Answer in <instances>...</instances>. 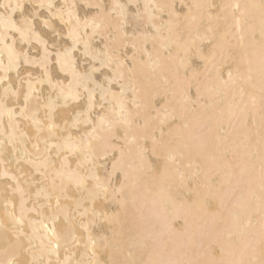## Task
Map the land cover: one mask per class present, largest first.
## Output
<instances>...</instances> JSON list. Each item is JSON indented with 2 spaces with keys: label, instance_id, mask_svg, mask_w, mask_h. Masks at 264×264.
I'll use <instances>...</instances> for the list:
<instances>
[{
  "label": "bare ground",
  "instance_id": "6f19581e",
  "mask_svg": "<svg viewBox=\"0 0 264 264\" xmlns=\"http://www.w3.org/2000/svg\"><path fill=\"white\" fill-rule=\"evenodd\" d=\"M21 2L17 66L0 45V264H261L264 0Z\"/></svg>",
  "mask_w": 264,
  "mask_h": 264
},
{
  "label": "snow or ice",
  "instance_id": "6c2138e0",
  "mask_svg": "<svg viewBox=\"0 0 264 264\" xmlns=\"http://www.w3.org/2000/svg\"><path fill=\"white\" fill-rule=\"evenodd\" d=\"M40 7H43V3L39 5ZM23 3L21 0H17L15 4L11 3V0H9V3H0V8L5 9V14L0 15V28L4 29L3 33H0V45L4 46V49L8 52V59H9V67H15L17 66L18 57L15 54L14 48L10 45L5 44V40L9 39L8 37V31H11L13 33H19L21 42H25L29 39V34L32 33L31 29V21L28 20L26 17L22 16L21 21L19 22L21 26L17 25V22L13 19L12 13L17 12V10L23 9ZM53 5L51 3L48 4V8L51 9ZM10 10V11H9ZM45 25H47V21L44 22ZM76 24L79 25L80 21L79 19H76ZM85 27H87V22H85ZM15 41H13V44ZM47 57V51L45 50V58ZM59 59L57 60V63H59ZM25 63H28L27 58L25 59ZM2 62H0V68H2ZM31 88V85H30ZM29 95H31V92H29ZM75 98V97H73ZM91 99V98H90ZM28 96H25V101L27 102ZM11 264V262H10ZM261 264H264V261L261 262Z\"/></svg>",
  "mask_w": 264,
  "mask_h": 264
},
{
  "label": "rangeland",
  "instance_id": "374dc122",
  "mask_svg": "<svg viewBox=\"0 0 264 264\" xmlns=\"http://www.w3.org/2000/svg\"><path fill=\"white\" fill-rule=\"evenodd\" d=\"M27 9V10H26ZM29 9V10H28ZM76 9H77V11H78V14H79V16L81 17V16H83L82 14H84V9H83V7L82 6H80V5H78L77 4V7H76ZM130 9H133V8H131L130 7ZM22 12H27L29 15H31L30 14V8H29V6L27 5V6H25L24 5V7H23V9L21 10ZM20 13V12H19ZM19 13H15L14 14V16L16 17V16H18V14ZM34 21V28L37 30V31H39V33L44 37V38H46L47 39V41H49L50 43H53V47H56V46H64V45H66L67 44V42L64 40V38H62V37H60V39L59 40H57V36L56 35H53L50 31H48V30H46V28L41 24V23H39L37 20H33ZM52 22H53V24H54V26L56 27V30L58 31V33H62L63 32V30H64V28H63V26L61 25V24H58L55 20H51ZM129 27H130V24H129V26H126V29H129ZM57 40V41H56ZM59 42V43H58ZM96 45H99V41H97L96 42ZM34 46H36V44H34V43H31V47L33 48ZM204 46H205V44H204ZM32 48H28L29 49V51H30V55L32 56H34V55H36L37 53H36V51L35 50H33ZM53 49V48H52ZM32 50L34 51V52H32ZM34 53V54H33ZM36 53V54H35ZM75 54H77V53H75ZM77 59V61H78V63L80 64V66H81V68H87V63H88V58L87 57H85V58H83V57H79V55H77V57H76ZM82 61V62H81ZM84 65H83V64ZM192 63H193V65L194 66H197V65H199V63H197V62H195V60H192ZM82 64V65H81ZM27 68V69H26ZM20 71L21 72H25V71H29V72H31L33 75H35L36 73H37V71H36V69H34L33 67H31V66H24V65H21V67H20ZM103 71H100L99 72V74H96V77L98 78L99 77V75H100V73H102ZM35 76H37V75H35ZM52 76L54 77V78H59V77H62V75L57 71V70H55L54 68L52 69Z\"/></svg>",
  "mask_w": 264,
  "mask_h": 264
}]
</instances>
